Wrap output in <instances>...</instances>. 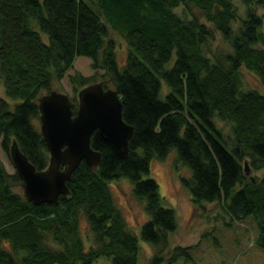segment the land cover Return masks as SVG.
I'll return each instance as SVG.
<instances>
[{"label":"trees","instance_id":"trees-1","mask_svg":"<svg viewBox=\"0 0 264 264\" xmlns=\"http://www.w3.org/2000/svg\"><path fill=\"white\" fill-rule=\"evenodd\" d=\"M91 1L95 9L90 0H0V79L6 98L18 101L12 109L0 97V146L8 156L15 140L37 170L47 166L46 143L33 123L37 100L76 56L104 71L123 120L134 127L126 159L93 133L90 145L101 153L100 163L81 162L67 183L69 195L57 205L36 206L14 191L22 182L0 161V264H94L101 258L136 264L138 237L110 187L123 178L148 217L140 237L153 249L149 264H163L176 211L149 175L152 161L173 149L174 167L189 170L180 183L194 210L217 202L232 219L253 216L264 248V94L242 84L244 68L264 86L263 18L256 6L244 0L241 18L232 0ZM180 5L197 9L205 22L181 17L174 11ZM110 31L127 45L121 64ZM216 34L228 47L219 54L209 50ZM69 81L77 106L78 90L95 80L75 73ZM162 81L168 88L163 97ZM215 116L229 123L231 141L223 139ZM245 163L262 177L246 175ZM188 256L189 248L176 247L168 263Z\"/></svg>","mask_w":264,"mask_h":264},{"label":"rangeland","instance_id":"rangeland-1","mask_svg":"<svg viewBox=\"0 0 264 264\" xmlns=\"http://www.w3.org/2000/svg\"><path fill=\"white\" fill-rule=\"evenodd\" d=\"M237 7L241 18H245L247 4L244 0H232ZM252 6H256L257 13L263 18L261 32L264 34V0H250ZM261 1V2H260ZM257 5H253L256 4ZM90 5L95 9L96 5L90 0ZM174 11L181 17L190 19L193 15L205 19L194 7L187 8L180 5ZM240 25V21L234 23V29ZM210 26V25H209ZM109 37L116 43V57L119 64L124 60L127 53V45L123 38L110 31ZM42 39L47 43V38L42 35ZM227 45L222 37L216 34V39L210 43L209 50L219 54L226 51ZM93 60L85 56H76L73 66L66 71L61 78H52L51 90L65 93L71 99L76 97V93L70 84L69 77L75 73L90 77L95 82H103L105 86L113 88L104 71L99 67H92ZM243 87L246 89H256L264 94V86L259 78L252 72L243 68L242 70ZM168 92L166 84L162 81V97ZM45 93V92H44ZM0 97L5 98L12 109L17 100L6 98L4 87L0 79ZM216 128L221 132L224 140H232L231 128L228 122L214 117ZM36 128L40 129V119L33 121ZM1 141V139H0ZM176 150H171L167 157L162 160H154L151 163L150 178L154 179L160 188V195L164 198L167 206L176 211L177 230L169 236V246L165 253V262L174 253L176 247L189 248L187 258H179L170 264H264V248L258 243L259 229L253 216H248L242 220L232 219L217 202L205 203L204 210H194L191 195L183 189L180 183V176H189V170L181 164L174 167ZM0 161L8 173H15V168L10 157L0 146ZM249 176L262 177L263 171H254L248 166ZM246 172V169H245ZM111 191L116 205L121 209L126 225L138 237V255L136 264H149V259L153 253L152 247L144 242L140 237L141 225L148 220L143 211V204L131 193V184L125 178L111 184ZM14 191L22 193V186H15ZM85 223H82V233L86 231ZM94 264H111L107 259H98Z\"/></svg>","mask_w":264,"mask_h":264},{"label":"water","instance_id":"water-1","mask_svg":"<svg viewBox=\"0 0 264 264\" xmlns=\"http://www.w3.org/2000/svg\"><path fill=\"white\" fill-rule=\"evenodd\" d=\"M40 132L48 151V164L37 170L12 140L9 157L22 182V195L34 205L59 203L68 196L72 174L85 162L98 167L101 153L91 145L97 132L121 159L129 154L134 127L122 118V103L117 91L103 82L90 83L77 92L76 103L65 93L50 90L38 97ZM76 108V109H75ZM246 175L248 163H245Z\"/></svg>","mask_w":264,"mask_h":264}]
</instances>
